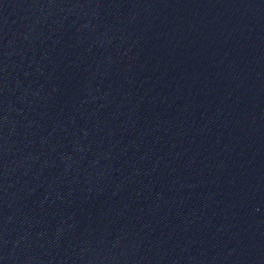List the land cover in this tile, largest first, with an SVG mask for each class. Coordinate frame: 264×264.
Wrapping results in <instances>:
<instances>
[{"label":"water","instance_id":"95a60500","mask_svg":"<svg viewBox=\"0 0 264 264\" xmlns=\"http://www.w3.org/2000/svg\"><path fill=\"white\" fill-rule=\"evenodd\" d=\"M0 264H264V0H0Z\"/></svg>","mask_w":264,"mask_h":264}]
</instances>
